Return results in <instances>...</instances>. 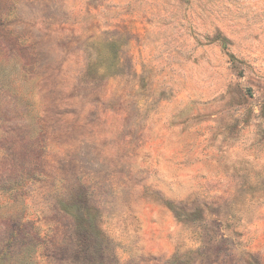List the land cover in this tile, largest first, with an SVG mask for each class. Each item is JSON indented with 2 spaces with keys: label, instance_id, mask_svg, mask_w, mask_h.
Here are the masks:
<instances>
[{
  "label": "rangeland",
  "instance_id": "obj_1",
  "mask_svg": "<svg viewBox=\"0 0 264 264\" xmlns=\"http://www.w3.org/2000/svg\"><path fill=\"white\" fill-rule=\"evenodd\" d=\"M0 264H264V0H0Z\"/></svg>",
  "mask_w": 264,
  "mask_h": 264
}]
</instances>
